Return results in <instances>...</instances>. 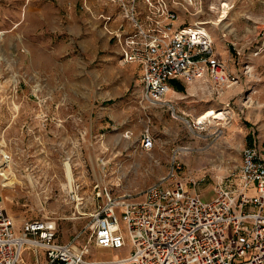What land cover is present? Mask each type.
Wrapping results in <instances>:
<instances>
[{
    "label": "rangeland",
    "instance_id": "1",
    "mask_svg": "<svg viewBox=\"0 0 264 264\" xmlns=\"http://www.w3.org/2000/svg\"><path fill=\"white\" fill-rule=\"evenodd\" d=\"M188 19L205 23L214 56L237 79L219 94L208 79L171 84L173 115L143 109L139 69L118 62L99 22L38 33L0 28V172L7 177L0 175V197L15 228L53 218L58 242L118 259L127 248L89 243L103 188L113 196L137 192L179 163L175 176L209 198L221 179L236 176L241 148L264 142V0H202ZM209 109L223 111L224 123L199 128L195 117ZM146 125L155 137L149 152L139 146ZM24 258L31 262V252Z\"/></svg>",
    "mask_w": 264,
    "mask_h": 264
},
{
    "label": "built area",
    "instance_id": "2",
    "mask_svg": "<svg viewBox=\"0 0 264 264\" xmlns=\"http://www.w3.org/2000/svg\"><path fill=\"white\" fill-rule=\"evenodd\" d=\"M97 1L98 13L87 0L81 8L99 21L118 62L138 67L143 109L166 108L173 115L174 102L167 97L174 92L171 84L208 79L217 94L236 82L214 56L205 23L188 19L201 12L202 0ZM154 145L146 125L139 146L149 152ZM240 156L236 176L221 179L209 198L175 176L179 163L137 192L99 191L101 203L90 213L89 243L127 248L118 259L90 258L88 244L78 248L58 242L53 218L15 228L0 197V264H41L42 253V264H264V142L243 146ZM24 252H31V262Z\"/></svg>",
    "mask_w": 264,
    "mask_h": 264
},
{
    "label": "crops",
    "instance_id": "3",
    "mask_svg": "<svg viewBox=\"0 0 264 264\" xmlns=\"http://www.w3.org/2000/svg\"><path fill=\"white\" fill-rule=\"evenodd\" d=\"M82 3L83 0H0V14L5 16V19L0 16V28L10 31L19 27L38 33L43 28L69 31L77 25L79 28V22L83 24L85 19L98 23L81 8ZM87 4L94 14L101 10L97 0H87ZM78 11L82 15L78 16Z\"/></svg>",
    "mask_w": 264,
    "mask_h": 264
},
{
    "label": "bare ground",
    "instance_id": "4",
    "mask_svg": "<svg viewBox=\"0 0 264 264\" xmlns=\"http://www.w3.org/2000/svg\"><path fill=\"white\" fill-rule=\"evenodd\" d=\"M224 6L227 7V4H224ZM4 32L0 31V38L2 37ZM205 80V79H204ZM230 86V85H229ZM228 87V86H227ZM219 90H223V89H219ZM218 90V91H219ZM226 119L225 114L223 111H214V110H207L201 114H199L198 116L195 117L194 119V123L195 125H198L199 128H205V126L207 124H215V125H221L224 123V120ZM9 157L7 155H5V161L8 162ZM64 172H65V178H66V188H68L71 190L72 189V181H73V174H72V170H71V166L68 162H66L64 164ZM0 175L2 176L3 180H5L7 177L5 176V174L3 172H0Z\"/></svg>",
    "mask_w": 264,
    "mask_h": 264
},
{
    "label": "trees",
    "instance_id": "5",
    "mask_svg": "<svg viewBox=\"0 0 264 264\" xmlns=\"http://www.w3.org/2000/svg\"><path fill=\"white\" fill-rule=\"evenodd\" d=\"M178 87H180V84L178 85ZM182 88V87H181Z\"/></svg>",
    "mask_w": 264,
    "mask_h": 264
}]
</instances>
